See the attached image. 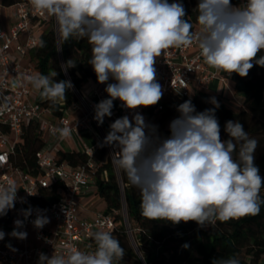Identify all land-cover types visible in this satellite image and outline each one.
I'll return each mask as SVG.
<instances>
[{"label": "clouds", "instance_id": "clouds-1", "mask_svg": "<svg viewBox=\"0 0 264 264\" xmlns=\"http://www.w3.org/2000/svg\"><path fill=\"white\" fill-rule=\"evenodd\" d=\"M30 4L36 12L55 17L65 43L75 37L87 38L91 45L88 63L97 82L106 85L108 96L94 105L98 125L113 115L115 100L134 113L131 119L125 115L111 123L100 146L113 148L115 166L139 189L145 218L174 225L194 221L204 228L260 213L264 178L254 163L259 141L250 137L239 121L232 120L224 128L229 139L222 140L215 115L220 105L214 97L210 100L214 107L202 112L196 111L191 99L178 105L179 116L170 122L167 137L135 110L154 106L162 98L155 65L171 48H186L195 42L209 67L230 75L246 77L254 64L264 67V55H259L264 52V0H245L238 6L231 0H199L196 33L179 0H30ZM4 37L6 34L0 32V38ZM40 46L45 47L46 42L41 40ZM75 65L69 60L65 67ZM56 75L27 77L52 106L66 101L67 91L73 88L70 80L55 81ZM53 131L61 138L70 137L72 132L67 126ZM17 190L12 180L0 186V217L15 208ZM32 211L21 210L25 220ZM62 211L67 216L70 210ZM44 212L36 209L32 224L37 229L50 222ZM25 220H14L8 235L26 239L27 232L20 230ZM5 235L0 230V240ZM90 235L94 251L71 248L66 254L51 257L41 252L37 264H120L124 260L125 249L110 232L98 230ZM7 247L16 251L11 244ZM212 264L241 261L232 255L213 258Z\"/></svg>", "mask_w": 264, "mask_h": 264}, {"label": "trees", "instance_id": "trees-1", "mask_svg": "<svg viewBox=\"0 0 264 264\" xmlns=\"http://www.w3.org/2000/svg\"><path fill=\"white\" fill-rule=\"evenodd\" d=\"M174 2V0H169ZM186 10V19L193 24L192 31L197 27L196 6L199 0H179ZM238 4L240 0H231ZM19 3H30V0H0V5L10 7ZM51 20L43 21L41 26H51ZM40 41L46 42L45 47L40 45L30 53L29 62L32 63L37 73L52 77L54 80H70L73 88L66 93V101H58L56 106L48 100L42 99L39 91L37 101L44 110L54 117H62L75 104L79 102L77 92L81 90L87 80L97 82L92 66L88 63L91 58V45L87 38L77 39L72 37L69 42H64L58 27L47 28L41 32L37 30ZM259 55H264L261 52ZM76 62L75 67H65L67 61ZM235 92L244 98V108L236 110L224 104L216 109L221 139H229L224 131L227 121H239L249 136L257 139L258 147L255 151L254 163L260 169L264 178V67L255 65L246 77L236 73L231 74ZM212 95L209 91H199L192 98H182L177 101L167 102L164 111L158 113L156 119L153 109L145 113V120L158 126L159 134L167 137L170 132L167 125L179 116L177 106L191 99L197 112L212 108L210 102ZM45 147L44 132L37 122L28 123L19 137L15 153L11 155V164L31 175L40 172L37 153ZM235 157V153L233 154ZM96 169L93 173L97 196L106 203L105 214H112L115 218V229L110 232L119 240L125 249L124 260L120 264H212L213 258H228L237 255L241 264H262L264 261V205L260 213L255 216H246L227 222L217 221L214 226L201 228L194 221L181 222L178 225L170 221L150 220L142 215L141 195L138 188L131 186L126 175L116 169L113 159L105 146L96 151ZM58 164H67L78 167L87 164L89 156L79 150L62 151L56 154ZM260 195L264 198V187ZM61 195L57 188L45 191L42 204L59 201ZM127 206L128 227L125 216L120 212ZM8 213L0 217V226L8 223ZM133 229V241L130 231ZM98 231V230H96ZM90 244L95 250V242L91 238ZM188 247L184 248L183 245ZM137 248L139 252H137Z\"/></svg>", "mask_w": 264, "mask_h": 264}, {"label": "built area", "instance_id": "built-area-1", "mask_svg": "<svg viewBox=\"0 0 264 264\" xmlns=\"http://www.w3.org/2000/svg\"><path fill=\"white\" fill-rule=\"evenodd\" d=\"M244 2L245 0H240L233 5H242ZM17 6V22L8 28L0 27V32L6 34V37L0 38V186L12 180L18 188L15 208L8 211V223L0 226V230L6 234L4 240H0V264H37L38 254L41 252L49 257L52 254H66L71 248L91 252L93 248L90 244V233L96 230L112 232L116 227L112 214L100 212L94 217H83L79 213L80 198L92 187H96L93 175L96 169L94 159L110 130V126L107 128L104 123L98 125L94 120V105L108 96L104 89L95 91V98L90 100L79 93L77 104L85 109L82 118L72 121L66 112L62 117L49 120L47 116L51 114L37 101L40 90H37V97L33 96V86L27 81L28 76L37 74L36 69L32 63L24 65L23 61L40 45L37 30L51 16L36 12L30 3H19ZM198 31L199 25L193 32ZM23 37H26L24 43L21 41ZM155 67L163 96L156 105L135 110L144 117L148 109H153L158 114L164 111L167 102L192 98L199 91H209L210 83L217 76L204 62L195 42L186 48L166 50L157 58ZM133 114L123 108L121 102L116 119L125 115L131 119ZM32 121L39 123L44 133L49 131L53 134L54 129L65 126L71 128V134L95 129L99 136L98 141L92 147L84 145L81 150L89 156L87 164L78 167L58 164L56 154L59 150H42L37 153L40 169L37 175L13 167L11 155L15 153L24 127ZM63 139L65 138L60 137V142ZM105 147L114 161L113 148L107 145ZM54 188L58 189L60 200L42 204L44 192ZM20 198H23V203ZM28 208L33 211L25 220L21 210ZM62 208L70 210L67 216ZM36 209L46 210L43 214L50 220L42 229H37L32 224L36 218ZM16 219L25 220V226L20 229L28 234L24 240L8 235L12 232ZM32 240L36 245H32ZM8 244L16 251L10 250Z\"/></svg>", "mask_w": 264, "mask_h": 264}, {"label": "crops", "instance_id": "crops-1", "mask_svg": "<svg viewBox=\"0 0 264 264\" xmlns=\"http://www.w3.org/2000/svg\"><path fill=\"white\" fill-rule=\"evenodd\" d=\"M18 6H10L5 7L0 5V27L1 28H8L13 26L17 20H18ZM51 16V15H50ZM48 26H40L38 28V31H44L47 29ZM23 43L26 41V37H23L21 40ZM24 65H28L29 58L24 59L23 61ZM210 70L214 73H216V78L210 83L209 93L214 97L220 104H224L228 107L234 108L236 110L244 108V98L240 95H238L235 92L234 89V82L231 79V75L216 70L210 67ZM114 82V81H109ZM105 84H100L93 80H87L84 84L81 94L86 99H94V93L97 90L105 89ZM33 96H36L38 94L37 89L33 87ZM121 107V101L115 100L114 101V107H113V115L111 117H105L104 124L109 128L110 124L114 122L116 117L118 116V113L120 111ZM68 115L70 116V119L72 121H77L78 119L82 118L85 114V109L83 106L80 105H74L68 112ZM49 120H54V116H47ZM60 127V125H59ZM44 139H45V147L44 151L48 152H54L58 150L62 151H72V150H82V147L84 145L87 146H94L95 143L98 141L99 136L97 134V131L95 129H91L88 131L81 132L79 134H71L70 137L63 139L60 142V135L58 132L56 133H50L49 131H45L44 133ZM49 142V143H48ZM97 189L96 187H92L90 190H88L83 196L80 198V205H79V213L83 217H94L96 214L100 212H104L106 208V203L103 200V198L97 196L96 194ZM102 204H105V208L101 209ZM32 245H36V242L32 240Z\"/></svg>", "mask_w": 264, "mask_h": 264}, {"label": "rangeland", "instance_id": "rangeland-1", "mask_svg": "<svg viewBox=\"0 0 264 264\" xmlns=\"http://www.w3.org/2000/svg\"><path fill=\"white\" fill-rule=\"evenodd\" d=\"M51 26H48V28H51V27H53V28H57L58 27V25H57V21H56V19H55V17L54 16H51ZM79 93L80 92H77V95H78V97H79ZM213 98V97H212ZM160 118V114H157L156 115V119H159ZM170 124V123H169ZM169 124L167 125V128H169ZM45 138V137H44ZM49 143V142H48ZM115 165V164H114ZM116 167V166H115ZM116 169L118 170V173L120 174V169H118L117 167H116ZM105 208V204H102V207H101V209H104ZM124 215L125 216V218H126V220H127V223H128V227L129 228H131V223L129 222V220H128V215H127V206H126V203L124 204V208H123V210L120 212V215ZM130 234H131V237H132V239H133V241L135 242V240H134V233H133V229H131V231H130ZM262 264H264V261L262 262Z\"/></svg>", "mask_w": 264, "mask_h": 264}, {"label": "water", "instance_id": "water-1", "mask_svg": "<svg viewBox=\"0 0 264 264\" xmlns=\"http://www.w3.org/2000/svg\"><path fill=\"white\" fill-rule=\"evenodd\" d=\"M137 252H139L138 248H137Z\"/></svg>", "mask_w": 264, "mask_h": 264}]
</instances>
